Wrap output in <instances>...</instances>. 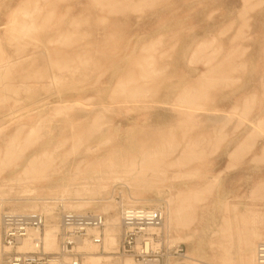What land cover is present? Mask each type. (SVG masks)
Instances as JSON below:
<instances>
[{
    "label": "rangeland",
    "instance_id": "374dc122",
    "mask_svg": "<svg viewBox=\"0 0 264 264\" xmlns=\"http://www.w3.org/2000/svg\"><path fill=\"white\" fill-rule=\"evenodd\" d=\"M34 6L42 12L23 35L22 14ZM0 36L10 67L0 72V218L41 212L43 232L59 230L65 212L102 215L105 226L89 229L60 264L76 254L80 264L95 255L96 264H136L120 251L122 208H161L164 223L150 232L162 264H256L264 242V0H0ZM43 150L36 171L23 174ZM153 152L164 163L150 161ZM112 165L130 184L98 188ZM27 186L34 192L23 193ZM170 200L180 212L169 225ZM100 234L101 243L92 240ZM1 236L0 228L3 264Z\"/></svg>",
    "mask_w": 264,
    "mask_h": 264
},
{
    "label": "built area",
    "instance_id": "2783aa9c",
    "mask_svg": "<svg viewBox=\"0 0 264 264\" xmlns=\"http://www.w3.org/2000/svg\"><path fill=\"white\" fill-rule=\"evenodd\" d=\"M164 211L161 208L124 207L121 211L122 240L120 251L123 254H132L136 264H162L159 251L152 250L154 241L152 228H159L164 223ZM46 216L39 212H4L0 220L3 246L9 251L5 255L3 264H45L48 254L38 252L23 253L13 252L21 240L27 235L28 230L41 229L45 226ZM102 215L80 214L65 212L61 215L59 231V258L72 254L74 245L87 235L90 228L102 229L105 226ZM141 240V241H140ZM96 243L102 242L101 234L94 237ZM141 245L138 247V242ZM150 243V246L148 245ZM76 260L69 264L80 263V254ZM257 264H264V242L257 247Z\"/></svg>",
    "mask_w": 264,
    "mask_h": 264
},
{
    "label": "bare ground",
    "instance_id": "6f19581e",
    "mask_svg": "<svg viewBox=\"0 0 264 264\" xmlns=\"http://www.w3.org/2000/svg\"><path fill=\"white\" fill-rule=\"evenodd\" d=\"M129 1V0H128ZM134 1V0H133ZM83 2V1H82ZM82 2H78L77 4H81ZM77 4H75V5H73V6H71V8H69L68 9V11L71 13V12H76L77 10H79L80 8L78 7V5ZM42 12V7L41 6H34V9H32V10H29V11H25L23 14H22V19H21V21H20V24H19V26H18V29H19V31L21 32V34H23V35H27L28 34V30H30L31 28H33L35 25V23H36V19H37V16L40 14ZM15 15V12L14 13H11L10 15H9V17H8V23L4 26V29H6V26H12V24H13V22H14V16ZM2 28V27H1ZM4 31V30H3ZM15 38V37H14ZM0 40H1V36H0ZM3 49H1V47H0V52L2 53V54H4V51H2ZM3 56V58L0 60V72L1 71H5L7 68L8 69H10V67H8V63H9V60H8V56H6L5 54L4 55H2ZM11 57V56H10ZM9 57V58H10ZM17 63V62H16ZM7 69V70H8ZM6 70V71H7ZM53 79V78H52ZM260 80V79H259ZM263 80H264V78H263ZM258 83V82H257ZM186 98H187V100H188V103L190 104V103H192V100L194 99V96L192 97V95H190V94H188L187 96H186ZM186 98H184V99H186ZM239 99V98H238ZM186 101V100H185ZM242 101H244V100H242ZM233 109H235L234 107H233ZM237 110V109H236ZM95 121V120H94ZM93 121V122H94ZM96 121H99V120H97L96 119ZM96 122H94V124H95ZM98 123V122H97ZM101 124V123H100ZM260 124V123H259ZM261 124H262V122H261ZM38 125V124H37ZM92 126H93V124H92ZM101 126V125H100ZM93 127H95L94 129V131H96L97 129V124H96V126L94 125ZM92 127V128H93ZM31 128H33V127H31ZM38 128H39V125H38ZM99 129H100V127H98ZM101 128H102V126H101ZM112 128V127H111ZM33 130V129H32ZM110 130V129H109ZM30 131V130H29ZM92 131H93V129H92ZM99 131V130H98ZM255 131V130H254ZM32 132V131H31ZM99 132H101V131H99ZM30 133H28V135H29ZM31 135V134H30ZM90 135H88V137H89ZM27 138H29V137H27ZM12 141V140H11ZM89 141V140H88ZM79 142V141H78ZM82 142V141H81ZM84 142H85V139H84ZM106 142V141H105ZM11 143H14L13 141L11 142ZM77 143V142H76ZM87 143V142H86ZM90 143V142H89ZM81 143H79V145L78 144H75L74 143V146H73V148L75 149V150H78L79 148H77L78 146H81L80 145ZM102 144V143H101ZM86 145H88V144H86ZM11 146V145H10ZM10 146H9V150H11L12 149V147H14V146H11V148H10ZM57 147V146H56ZM15 148H17V146H15ZM20 148V147H19ZM77 148V149H76ZM107 148V147H106ZM57 149H58V147H57ZM72 149V148H71ZM94 150V149H93ZM92 150V151H93ZM14 151H15V149H14ZM17 152V151H16ZM72 152V151H71ZM9 154H10V152H9ZM12 154H13V152H12ZM48 156V152L47 151H45V150H43L42 151V153L40 154V158H38L37 157V159H35V158H31V160L30 161H27L28 162V167L26 168V166H25V168H24V170H22V171H24V172H22L23 174H25V175H29L31 172H34V171H36V168H37V164H39V163H41L42 162V159H41V157H44V156ZM46 156V157H47ZM163 157V155H162V153H159V152H153V154H150V161H152V162H154L156 165H158L159 163H164V160H162V159H160V157ZM49 158V157H48ZM47 158V159H48ZM41 159V160H40ZM145 159H146V156H145ZM37 160V161H36ZM39 160V161H38ZM49 160H50V158H49ZM39 162V163H38ZM128 162V161H127ZM46 163V162H45ZM44 163V164H45ZM173 163V162H172ZM43 164V165H44ZM168 164V163H167ZM170 164V163H169ZM42 165V166H43ZM134 165V164H133ZM110 166V165H109ZM159 166V165H158ZM76 167H79L78 165L76 166ZM127 167V166H126ZM40 168V167H39ZM42 168V167H41ZM132 168V167H131ZM76 169V168H75ZM76 170H78V169H76ZM162 172V170H160L159 168H156V169H154V171H153V173H152V175L154 176V177H158V178H160V177H162V174L161 173H159V172ZM28 180H29V178H27ZM16 180H18V181H22V180H24L23 179V177L22 176H18L17 177V179ZM107 180H112L113 182H125V184L126 185H129L130 184V174H126L125 173V171L124 170H121V169H119L118 170V168L115 166V165H112L111 166V168H110V171H109V173H107L106 175H104V176H101L100 178H99V180H98V183H97V187L99 186V187H107V185H106V181ZM98 187V188H99ZM91 188V187H90ZM90 188L86 185V186H84L83 187V189H85V191H89L90 190ZM34 192V190H32V189H30L29 188V186H27V188H25L24 190H23V193H26V194H30V193H33ZM57 200H61V201H64L65 199L62 197V198H60V199H57ZM91 200H94V199H90V200H87V201H84V202H90ZM174 200V199H173ZM186 200V199H185ZM3 202V200H2V198H0V203H2ZM1 205V204H0ZM142 205V204H141ZM77 207H81V206H77ZM133 207V206H132ZM1 209V208H0ZM36 209V208H35ZM34 209V210H35ZM179 209V208H178ZM37 210V209H36ZM77 210H79V208H77ZM35 212H37V211H35ZM178 212H180V211H178ZM177 212V210L175 209V207L173 206V204H172V200H170L169 202H168V206H167V221H168V224L170 225L173 221H174V218H176L175 216H176V214L178 213ZM17 213V212H16ZM41 213V212H40ZM164 214H165V212H164ZM179 214V213H178ZM0 220H1V218H0ZM90 229H96V228H90ZM153 229H157V228H152L151 230H153ZM89 230V229H88ZM42 231V228L41 229H33V228H31V229H29L28 230V233H27V235L21 240V242H20V246H19V251H21V252H23V253H33V250L35 251V249L36 248H38L39 250H41V251H43V248L46 250V251H48V253H45L44 251V253L45 254H54L55 253V251L58 249V235H59V231H60V229L58 230V227L56 226V225H48L44 230H43V232H41ZM91 236H93V235H91ZM2 237V236H1ZM87 237H89V235H88V231H87V235L86 236H84L83 238H87ZM96 237H99V236H96ZM82 238V239H83ZM106 239V238H105ZM92 240H94V236H93V238H92ZM80 241V240H79ZM114 241H115V239H114V237H113V235L112 234H108V236H107V244H110V245H113L114 244ZM87 242L85 241V243L84 244H86ZM92 243H94L93 241L91 242H89L88 243V247H90V248H92V249H97V246H96V244L94 243V244H92ZM1 245V244H0ZM42 245H43V248H42ZM149 246H150V243L148 244ZM152 245V244H151ZM38 250V251H39ZM38 251H36V252H38ZM56 254H58V252H56L55 253V255ZM91 257V256H90ZM99 259H100V256H97V255H95V256H92L91 257V261L93 262V263H90V264H96L95 262H98L99 261ZM256 262H257V248H256ZM61 263V261H60V258L58 257V256H53V257H51V258H49L48 260H47V262L45 263V264H60ZM89 263V262H88ZM133 263V261H132V259L131 258H128L126 261H125V263L124 264H132ZM77 264H80V263H77ZM257 264V263H256Z\"/></svg>",
    "mask_w": 264,
    "mask_h": 264
}]
</instances>
